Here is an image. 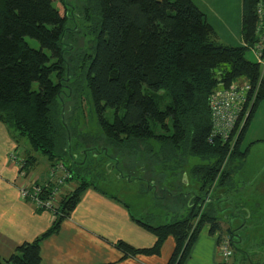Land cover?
Wrapping results in <instances>:
<instances>
[{"label": "trees", "instance_id": "trees-1", "mask_svg": "<svg viewBox=\"0 0 264 264\" xmlns=\"http://www.w3.org/2000/svg\"><path fill=\"white\" fill-rule=\"evenodd\" d=\"M91 1L97 9L94 24L91 22L93 42L70 56L64 47L68 19L64 0H0V120L24 135L51 165L62 160L67 171L63 183L78 180L61 197L51 225L33 240L16 246L7 258L0 257V264H39L41 241L58 231L82 192L93 185L85 181L81 166L66 167L63 161L70 158L61 98L64 94L70 97L67 93L80 87L81 78L93 99L104 140L109 142L103 152L107 147L115 149L114 157L106 153L110 158L119 160V155H128L147 139L169 143L170 156L182 150L185 155L213 157L214 162L190 168L202 180V191L214 181L224 159L242 162L248 153L250 145L243 146V137L264 100V67L254 51L255 59L248 58L247 52L262 40L256 9L264 0H241L242 45L219 42L193 0ZM26 37L36 40L39 47L30 46ZM71 41L70 50L76 48L74 39ZM235 81L251 84L248 101L255 94L246 102V117L240 115L236 127L242 119L243 123L229 152L231 138L226 142L208 140L209 103L220 83L228 87ZM106 109L113 110L112 121L104 116ZM88 150L91 154L94 148ZM27 167L28 159H24L20 168ZM228 175L222 174L221 180ZM194 201L185 217L170 223L155 226L136 219L155 235L151 247L115 245L126 255L158 254L161 243L171 235L175 247L167 264H183L202 226L210 224L213 233L220 224L215 211L194 221L200 210L195 206L204 199Z\"/></svg>", "mask_w": 264, "mask_h": 264}, {"label": "crops", "instance_id": "crops-1", "mask_svg": "<svg viewBox=\"0 0 264 264\" xmlns=\"http://www.w3.org/2000/svg\"><path fill=\"white\" fill-rule=\"evenodd\" d=\"M200 5H198L199 8L208 20L206 8L201 3ZM210 15L216 16L215 12L211 11ZM208 22L216 30L217 35L221 36L227 44H241V38L237 40V36L234 38L233 35L226 38L221 35L222 31L215 26L212 19ZM239 29H241V11ZM263 102L264 100L259 103L243 137H247L245 146L250 145L248 153L242 162L235 159L233 170L228 175L232 181L237 175L238 188L241 187L244 191L257 193V199L260 200L251 205L246 199L242 200L239 205L231 203L232 206L234 205V210L238 211L237 218H243L245 222L255 215L253 209L255 204L258 209H264L259 206L261 202H264V144L260 143L264 141V138L257 134L258 124L262 121L264 114L258 118V122L255 124L253 122L257 118L255 115L258 109H261L260 104ZM22 138H25L30 148L33 149L26 137L17 134L15 129L0 120L1 259L7 258L19 244L39 236L51 225L53 219L48 211L35 207L29 198H26L23 203L20 200L18 186L26 184L31 189L32 183L44 185L49 181V170L52 164L47 157H42L41 160L36 161V158L26 148L24 149L25 153L23 151V154L20 152L17 154L16 150L19 151L17 143ZM10 154L16 156L15 161L17 163L7 161ZM24 159H28V167L22 170L24 172L21 176L20 165ZM42 160L44 164L40 168L39 162ZM31 170L32 172L36 171V176L30 174ZM116 179L123 181L120 174H117ZM69 181L63 185L65 190L72 188L68 184ZM128 182L125 181L129 187H127V192L124 190L125 193L122 196L116 193L123 189L114 184H112L116 188L114 194H108L95 185H89L82 192L78 203L69 216L61 221L58 231L41 241L39 264H167L175 247V239L171 235L161 243L158 254L126 255L120 247L115 245L118 242H123L135 248H144L151 247L155 243V235L136 221V219H140L137 216L138 213H148L153 206L139 201L140 196L143 195L144 187L139 191L138 185H132V182L137 183V181ZM230 183L227 185L229 189L232 185ZM110 185L108 182V186ZM131 188L134 190L132 196L129 193ZM219 193L225 192L219 191ZM247 197L249 198V196ZM162 207L155 210L156 212L151 211L152 218L158 221L154 224L155 226L168 223V221L164 222V219H168L170 215L174 216L177 213L176 209L173 210L167 206ZM177 210L182 213L184 207L178 206ZM223 216H218L219 225L223 229L219 228L211 233L209 231L210 224L202 226L183 264H219L217 240L224 233L232 237L229 230L235 229L227 215L226 218ZM232 217H234L233 214ZM175 219L178 218L173 220ZM2 223L10 228H4Z\"/></svg>", "mask_w": 264, "mask_h": 264}, {"label": "rangeland", "instance_id": "rangeland-1", "mask_svg": "<svg viewBox=\"0 0 264 264\" xmlns=\"http://www.w3.org/2000/svg\"><path fill=\"white\" fill-rule=\"evenodd\" d=\"M64 1L66 3L68 17L66 22L67 29L64 39V47L65 51L68 52V55L76 56L77 54H80L81 50L85 49L90 43L92 44L93 42L91 41V22L92 24H94L93 18L96 19L97 9L95 8V5L91 0ZM198 1L204 6V8H206L208 12L207 15L213 20L215 26H217V28L222 31V36L226 38H229L230 35H233L234 38L237 36V40L241 38L239 29L241 0H194L195 3L201 6ZM210 11L215 12L216 16L210 15ZM217 11L220 15L217 13ZM209 17L208 20L211 21ZM217 37L219 42H225L221 36L217 35ZM73 39V42L75 43L74 46L76 48L70 50V48L72 47L71 40ZM25 40L30 46L34 48L39 47V44L36 40L29 37H26ZM225 44L227 43L225 42ZM242 44L243 43L241 42L240 45ZM247 57L250 59H255L253 48L250 49L249 52H247ZM67 69L68 72L71 71L69 66L67 67ZM81 79L83 80V83H81L80 87L79 85H76L77 90H75V92L71 93V91H69L67 93L68 95H70V97H65V94L63 93L64 95L61 98V118L67 127L68 138L70 139V149L69 152H67L71 153L74 159L73 164L69 159L63 158L65 166H81L85 181L92 183L93 185H95V187L101 188L108 194H114L116 192L115 186H118L123 190H120L116 194L122 196L124 195L125 191L127 192V187H129V184L125 183V181H137V183L132 182V185H138L139 191L142 189V187H144L142 193L143 195L140 196L139 201L153 206V208L150 209V212L145 214L138 213L137 216H139L140 220L148 222L151 225H154L158 222L157 219L152 218L151 213V211L153 210L154 212H156L155 210L159 208V203L157 202H162L169 207L175 208L176 201L178 204H180L181 201H187L189 195L182 196L179 193V190H182L181 192L185 193L188 191L192 193L195 192L198 193L197 195L201 196L199 197L195 195L193 200H201L203 198L205 200L206 198H210L211 196H213V204L215 207L219 205L220 201L225 198L227 199L230 196L229 201H224L223 204L218 206L219 210L225 209V211L223 213H220L219 216L227 215L228 219L236 229H234V232H236L235 236L232 235L234 242L231 243L230 241V249L232 251V254L228 259V264H264V209H258L255 204V206L253 207L255 215L252 218H248L249 220L245 222L243 218H237L238 211L234 210V205L233 211L232 207H228L231 205V203L239 205L242 200L244 201L245 199L247 201L249 200L250 205L255 203L256 201L258 202L260 200L257 199V193H253L248 190L244 191V189H241V187L238 188L237 175L234 176L233 181H230L232 185H230L231 189L229 190H226L225 184L221 185L215 183L211 189H209V187L207 186L208 188H202L201 191L200 186L202 185V180L199 179V177H195L193 174H191L190 168L194 165L205 164L207 162L206 158L203 159L198 156H191L187 154L185 155L182 150L172 152L173 154L171 156L169 150H166L164 153V157H162L161 144L154 139H147L143 148H136L134 151L129 152L128 155H119V160L113 159L116 153L114 147H107V151L103 152V148H105L104 146H109V142L104 140L102 130L98 124L97 112L93 104V99L88 88H86L84 79ZM64 88L66 90L68 89L67 87ZM260 108L261 109H258L255 115V117L257 118L253 120L254 124L258 122V118L261 117L262 114H264V102L260 104ZM103 114L109 121H112V109H106ZM261 120L262 121H260V123L258 124L257 134L258 136H262L264 138V117ZM16 132L20 135L18 131ZM246 139L247 137L243 138V146L246 144ZM260 143L264 144V141ZM17 144L19 146V151L16 150L17 154H19V152L23 154V151L25 153L24 149L26 148L27 150H29L31 155L36 158V161L41 160L42 157H47L45 154H41L39 151L31 149L25 138L20 139ZM90 147L94 148L91 154L86 152ZM151 148L153 149L152 153L150 152ZM167 148L168 146H165V149ZM123 150L124 149H121V153L123 152ZM106 153H108L109 155L112 154L113 157L110 158L109 155H106ZM147 158H153L156 165L159 164L160 160L163 162L162 169L154 167L155 173L160 172L163 175L162 180L158 176L155 177V182L157 183L156 187L157 189L159 188L156 191L153 189L155 192L152 191L148 186L150 184V181L142 179V177L151 179L147 172V169L151 168V166L148 165V161H146ZM210 159H212V157ZM15 160L16 159L14 158L11 160L8 155L7 161L16 162ZM43 164L44 161H40L39 167L41 168ZM53 167H58L64 170L65 173L67 172L62 164V160L61 162L57 161L55 162V165H51L50 167L48 179L49 181L54 180L53 176H51V169H54ZM225 170H227V166ZM20 171V175L22 176L24 171H22L21 169ZM64 172L62 174H65ZM60 173L61 171H58L56 172V175L62 176ZM30 174L36 176V171L32 172L31 170ZM117 174L121 175L123 181L116 179ZM127 174H132L133 177ZM32 175H30V177H33ZM74 178H77V176H74ZM135 178H137V180H134ZM156 179H159L161 181ZM66 182H68V180ZM108 182H110V186H108ZM77 183L78 180L74 179L72 181H69L68 184L72 188H75ZM112 184H114L115 186ZM63 185L66 184H62L58 187L59 191L57 193L56 199L52 201L54 207L59 204L61 197L72 189L68 188L65 190ZM32 186L36 187L37 185L32 183ZM219 191H224L226 194L219 193ZM18 192L20 200L23 203L26 198H22V191L20 186H18ZM129 193H131L130 196L134 194L133 188H131ZM169 193L177 195L174 199H172L169 198ZM216 194L217 196H220L222 194L224 195V197L216 202L215 199L220 198L216 197ZM164 195L166 196V198L161 197ZM247 196H249V198ZM44 198L45 195H43V199ZM200 204L201 203H199V205ZM199 205L197 204L195 207L201 209L202 205ZM182 206L184 207L182 213L181 211H178L176 209L175 211H177V213L174 216L170 215L168 219H164V222H170L174 218H182L185 214L187 215L188 204L185 202V204H183ZM259 206L264 208V202H261ZM40 207L41 205L38 206L39 209ZM44 210L49 212L50 217L53 216V211L51 209L44 208ZM232 214L234 217H232ZM198 219L199 217L197 216L194 221ZM2 226L4 228H10L4 225V223H2ZM219 228L223 229L221 225H219ZM225 231H227L226 228ZM229 232L231 233L230 230ZM224 235L226 234L224 233ZM217 257L220 261L221 257L219 252V241L217 243Z\"/></svg>", "mask_w": 264, "mask_h": 264}, {"label": "built area", "instance_id": "built-area-1", "mask_svg": "<svg viewBox=\"0 0 264 264\" xmlns=\"http://www.w3.org/2000/svg\"><path fill=\"white\" fill-rule=\"evenodd\" d=\"M256 13L260 19L258 30L262 31V40H260V42L253 48V51L257 60L264 67V58H262L264 50V1L258 2ZM251 89L252 86L247 81H235L231 82L228 87H223L220 83L212 92L209 103L211 121V130L208 136L209 141H213L217 138L226 142L232 137L229 152L232 150L239 129L243 123V119L248 114L249 104H246L248 101L246 96ZM254 94L255 93L253 92L248 102L253 99ZM241 113H243V119L240 125L236 127L237 122L240 120ZM10 158L11 160L13 158L16 159V156L10 154ZM20 167H22V163ZM53 168L55 169H51V176H53L54 179L53 181H47L44 185L36 184L37 186H33L31 189H29L26 184L20 185L22 198H29L37 208L41 205L40 209L49 208L54 211V208L56 207L53 206L52 201L56 199L59 191L58 187L64 184L63 179L66 177V173L58 167ZM58 171H61L60 174L62 176L56 175V172ZM63 172L65 174H62ZM43 195H45L44 199ZM219 252L221 257L220 264H228V259L232 254L230 249V237L228 235H221L219 237Z\"/></svg>", "mask_w": 264, "mask_h": 264}, {"label": "flooded vegetation", "instance_id": "flooded-vegetation-1", "mask_svg": "<svg viewBox=\"0 0 264 264\" xmlns=\"http://www.w3.org/2000/svg\"><path fill=\"white\" fill-rule=\"evenodd\" d=\"M145 142L146 141H144L143 143L145 144ZM143 143L141 142V146H138V148H143ZM165 146H168V148L167 149H165ZM171 146H170V144L169 143H167V142H164V143H162L161 144V150H162V157H164V153H165V151L166 150H169V152L171 151V149H169ZM152 151H153V149L151 148L150 149V152L152 153ZM119 153H121V152H119ZM125 156V155H124ZM206 160H207V162L206 163H209V162H214V158L212 157V159H207L206 158ZM146 161H148V165H150L151 166V168H148L147 169V172H148V175L151 177V179H148V178H143L142 177V179L143 180H149L150 181V184L148 185L149 186V188H151V190L152 191H156V190H158L157 189V187H156V182H155V177L156 176H158L159 178H161V180H162V178H163V176L161 175V173L160 172H158V173H155L154 171H155V169H154V167H158V168H161L162 169V161L160 160L159 161V164L158 165H156L155 163H154V159L153 158H147L146 159ZM165 161V160H164ZM155 162H157V161H155ZM226 166H227V170H225V168H226ZM232 170H233V163H230L229 162V160L228 159H224L223 160V162H222V164H221V166H220V169H219V171H218V173H217V175H216V177L214 178V181L213 182H211V184L209 183V185H208V187L211 189L212 188V186L215 184V183H218V184H221V185H223V184H225V186H226V190H229V187H227V185L230 183V178H228V179H226V180H221L222 179V174H227V173H231L232 172ZM190 173L191 174H193V172H192V170L190 169ZM127 175H130L131 177H133V175L132 174H127ZM141 179V178H140ZM156 180H159V179H156ZM161 180H159V181H161ZM154 189V190H153ZM154 191V192H155ZM180 192V194L182 195V196H185V195H189L188 196V199H187V201H181L180 202V204H178L177 203V201L175 202V208L174 207H169V206H167L166 204H163L162 202H157V203H159V208H163L162 206H167L168 208H172L173 210L174 209H177L178 207L177 206H182L183 204H185V202L188 204V209H189V207L192 205V202H196V201H194L193 200V198L195 197V195L197 196V194L198 193H195V192H181L182 190H179ZM224 192V191H223ZM178 193V194H179ZM222 194H226V193H222ZM220 195V196H217V194H216V197H220V198H218V199H215V201L217 202V201H219V200H221L223 197H224V195ZM177 195V194H176ZM176 195L175 194H171V193H169L168 194V196H169V198H172V199H174L175 197H176ZM161 197H163V198H166V196L164 195V196H161ZM215 197V198H216ZM229 198V197H228ZM223 199L222 201H220V203H219V205H221V204H223V202L224 201H229V199ZM157 199V198H156ZM204 199V198H203ZM213 196H211L210 198H206L205 200H204V203H202V208L199 210V214H198V217H200L202 214H214V211H215V214H216V216L218 215L219 216V214L220 213H223L224 211H225V209H221V210H219V208H218V206L219 205H217L216 207L214 206V204H213ZM192 200V201H191ZM204 209V210H203ZM216 209V210H215ZM158 210V209H157ZM188 214V213H187ZM186 216V214L183 216V217H185ZM182 217V218H183ZM178 219H181V218H178ZM178 219H175V220H178ZM172 221H174V220H172ZM172 221H170V222H172ZM170 222H168V223H170Z\"/></svg>", "mask_w": 264, "mask_h": 264}, {"label": "water", "instance_id": "water-1", "mask_svg": "<svg viewBox=\"0 0 264 264\" xmlns=\"http://www.w3.org/2000/svg\"><path fill=\"white\" fill-rule=\"evenodd\" d=\"M67 143H68V144H67V151L69 152V149H70V139H69V138H68V142H67ZM68 156H69L71 162L74 163V159H73V156L71 155V153H68ZM228 207H232V208H233L232 205H230V206H228ZM223 218H226V216L224 215ZM235 230H236V229H235ZM230 231H231V234L235 236V233H236V232H234V229H231ZM233 242H234V241H233V238H231V243H233Z\"/></svg>", "mask_w": 264, "mask_h": 264}]
</instances>
